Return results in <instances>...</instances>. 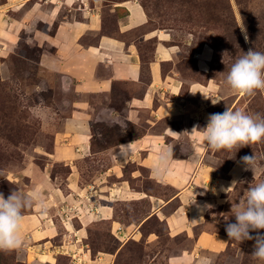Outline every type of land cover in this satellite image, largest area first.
Masks as SVG:
<instances>
[{
    "label": "rangeland",
    "instance_id": "obj_1",
    "mask_svg": "<svg viewBox=\"0 0 264 264\" xmlns=\"http://www.w3.org/2000/svg\"><path fill=\"white\" fill-rule=\"evenodd\" d=\"M109 1H135L143 8L147 20L134 31L135 35L156 32L165 39L159 44L174 54L170 62L159 63L160 69L174 77L182 96L189 85H197L194 89L204 97L192 95L198 115L202 110L214 114L226 109L264 115V90L240 95L229 92L221 83V73H227L230 57L237 58L249 49L264 51V0ZM31 4H25L20 11H10L9 18L4 17L0 23V48L6 42L2 34L6 21L21 24L14 42L5 45V51L0 49V193L5 197L11 190L29 196L36 193L38 200L23 213L42 214L30 233L36 238L37 231L51 226L55 236L51 245L45 247H28L29 239H22L20 247L0 251V264H146L155 255L154 264H168L170 259L171 264H257L251 256L255 241H230L225 228L234 222L230 213L232 203L241 200L248 187L264 180V174L245 170L241 163L242 157L254 155L259 164H264V140L236 153L235 149L213 153L204 150L203 145L195 149L183 138L167 139V145L172 146L171 159L186 163H178V168L168 163L165 171L157 172V180L176 177L175 187L170 186L174 183L171 178V184L157 183L149 169L138 168L135 163L115 162L109 154L112 148L146 132L156 133L164 126L160 122L147 131L148 119L143 110L131 117L141 121L138 126L125 121L126 94L139 93L140 84L115 85L108 96H82L65 84L51 88L52 80L42 71L40 58L53 54L45 40L70 13L69 9H62L56 19L46 23L36 16L37 11L31 16L23 15ZM103 17L107 32L115 26V15L105 10ZM157 43L156 39L136 41L144 67L154 60ZM149 80L145 69L142 82ZM82 102L90 116L85 132L66 123ZM197 126L199 130L205 125ZM134 171L141 174L139 179L130 178ZM191 173L197 184L189 187ZM128 192L144 193L159 200L154 209L148 199L135 200L138 196L128 197ZM96 203L110 211L116 229L111 231L109 221L92 218V213L97 212L95 208L98 209ZM40 204L42 209L37 207ZM167 218H173L176 225L183 224L184 232L171 238ZM130 224L133 227L124 232ZM202 231L226 237V247L218 252L203 251L199 239ZM152 232L158 234L154 233L155 242V237L152 241L147 237ZM50 246L54 253H49Z\"/></svg>",
    "mask_w": 264,
    "mask_h": 264
},
{
    "label": "crops",
    "instance_id": "obj_2",
    "mask_svg": "<svg viewBox=\"0 0 264 264\" xmlns=\"http://www.w3.org/2000/svg\"><path fill=\"white\" fill-rule=\"evenodd\" d=\"M19 1L0 0V23L3 22L4 17L9 18L10 11H20L27 3L32 4L23 15L31 16L37 11L39 15L36 16L41 17L46 23H50V19H56L62 9H69L70 16L58 23L53 35L45 40L46 44L53 48V54H45L40 58L42 71L44 74H47L48 79L55 82V84L50 83L51 88H55L56 85L61 87L65 84V86H71L74 91L82 96H95L98 94L108 96L115 85L127 84L137 86L140 84L141 91L139 93L132 92L130 95L129 93L126 94L127 98L123 102L128 110L125 121L138 126L141 121L132 120L131 117L133 113L143 110L146 115L145 117L148 119H146V123L148 124L147 131L156 127L160 122L164 127L156 131V133L146 132L138 139H130L119 143L116 148L111 149L109 154L115 162H120V164H125L126 162L135 163L138 168L149 169L148 171H152L150 174L151 178L155 179L157 183L171 184L169 181L172 179L174 183L170 186L175 187V182L178 183L176 177L172 178L168 176L167 179L162 178L161 180H157L158 176L155 170L157 159L161 151L168 146L167 139L179 141L183 138L192 144L195 149L201 147L203 141L196 130L197 125L199 123L206 125L208 117L211 114L204 108L205 111L202 110L201 114L198 115L199 110L194 108V97L192 95L199 97L202 95L200 90L194 89V86H197L196 84L189 85L187 93L182 96L181 88L176 84L174 77L162 73L159 63L170 62L173 59L171 54H174V51L169 52L167 48L159 44V42H163L165 39L156 32H148L141 36L135 35L134 31L138 27L143 26L147 20L143 8L135 1L37 0L42 2L40 4L35 2V0H25L24 4H20ZM105 10L115 15V26L107 32H104L103 13ZM119 14L124 15V18L119 17ZM6 25V30L2 31V34L3 32L5 34L6 42L0 48L4 49V51L5 45L8 47L13 43V40L21 30V24L19 23L18 25L16 21H13V23L6 21ZM140 39L144 41L156 39L158 42L155 47V58L148 64H145L146 67H144V62L136 46V41ZM145 69L149 73L150 80L148 83L142 82V75ZM87 106L89 107V104ZM77 107L78 111L71 114L66 123L69 126L72 125L75 130L85 132L88 129L87 118L90 116L86 113L87 107L84 102L78 103ZM80 108L81 110H79ZM113 116L116 118L117 113L113 114ZM171 158L174 159L173 156ZM172 159H170L169 164L176 168H178V163H186L183 160ZM170 168L173 170L172 167ZM129 176L132 179H139L141 174L134 171ZM117 177L119 178L120 175ZM190 178L189 187L197 184L194 182V173H191ZM122 187V184H120L119 188L122 189ZM200 187L202 188V186ZM204 188L207 187L205 186ZM101 192L99 191L98 194H102ZM133 195L138 196L135 198L138 201L148 199L149 203L154 205V209L157 199L159 200V198L153 196H146L144 193L133 194L128 192L127 196L133 198ZM107 197H109V193ZM110 201H113L112 197ZM95 210L97 212L92 213V218H96L97 216L100 221H109L111 223V231H113V227L116 229L117 223L111 221L110 211L104 210L102 206H98V209L95 208ZM37 213L40 212H36L35 214ZM41 216L42 214L38 216L34 214L23 216L19 235L23 241L24 239H29L30 243L28 242V247L51 245L50 240L52 241L55 236V231L51 226H48L43 232L37 231L36 234L39 236L36 238L34 237L35 235L30 233L31 229L38 226ZM161 221L163 222L164 219H161ZM47 224L44 223V225ZM166 224L169 231L168 235L171 238L178 236L185 230L184 225H176L173 218H167ZM131 227H133L132 224L124 227L123 231L128 232ZM154 233L148 234V240L152 241L154 237L155 240L153 242L157 240L155 235L158 234L155 233L154 235ZM135 237L137 238V235ZM188 238L190 237L188 236ZM199 239L202 240L204 247L201 249L203 251L218 252L222 251L227 245L226 237L206 231L200 233ZM49 248L52 249L49 253H54L53 246ZM57 249L60 248L57 247ZM56 255L58 254L56 253ZM39 256H42V254ZM154 258H156V255L146 264H154ZM171 262H173V259H170L168 264H171ZM196 264L203 263L196 261Z\"/></svg>",
    "mask_w": 264,
    "mask_h": 264
},
{
    "label": "clouds",
    "instance_id": "obj_3",
    "mask_svg": "<svg viewBox=\"0 0 264 264\" xmlns=\"http://www.w3.org/2000/svg\"><path fill=\"white\" fill-rule=\"evenodd\" d=\"M230 60L227 73H221L224 77L221 83L229 92L253 95L257 90H264V51L249 49L246 53L241 52L237 58L230 57ZM197 131L204 150L215 153L235 149L236 153L240 148L264 140V115L226 109L211 114L206 125ZM171 157L172 146L169 145L161 151L155 170L165 171ZM241 163L245 170H251L256 175L264 174V164H259L254 155L242 157ZM37 200L36 193L29 196L11 190L7 197L0 193V251H11L21 246L19 229L23 213L32 208ZM37 207L42 209L43 205ZM230 213L234 222L226 225L227 237L238 243L254 240L251 256L257 264H264V180L248 187L243 198L232 203ZM253 232L257 234L253 236Z\"/></svg>",
    "mask_w": 264,
    "mask_h": 264
}]
</instances>
